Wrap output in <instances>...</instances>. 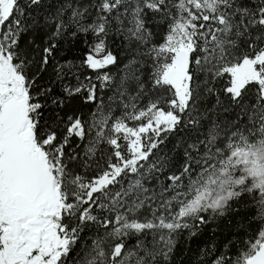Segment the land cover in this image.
<instances>
[{"label": "snow or ice", "instance_id": "6c2138e0", "mask_svg": "<svg viewBox=\"0 0 264 264\" xmlns=\"http://www.w3.org/2000/svg\"><path fill=\"white\" fill-rule=\"evenodd\" d=\"M0 264H264V0H0Z\"/></svg>", "mask_w": 264, "mask_h": 264}]
</instances>
